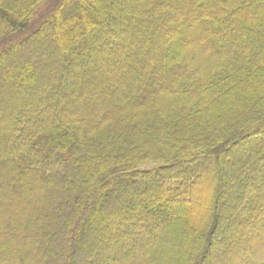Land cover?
<instances>
[{"label":"trees","instance_id":"16d2710c","mask_svg":"<svg viewBox=\"0 0 264 264\" xmlns=\"http://www.w3.org/2000/svg\"><path fill=\"white\" fill-rule=\"evenodd\" d=\"M30 255L264 264V0H0V264Z\"/></svg>","mask_w":264,"mask_h":264},{"label":"rangeland","instance_id":"374dc122","mask_svg":"<svg viewBox=\"0 0 264 264\" xmlns=\"http://www.w3.org/2000/svg\"><path fill=\"white\" fill-rule=\"evenodd\" d=\"M219 25V24H218ZM35 64L33 63L32 65L30 64V66H34ZM31 257H32V255H30V256H28V257H26L27 258V260L26 261H23V263L24 264H28L30 261H31Z\"/></svg>","mask_w":264,"mask_h":264}]
</instances>
